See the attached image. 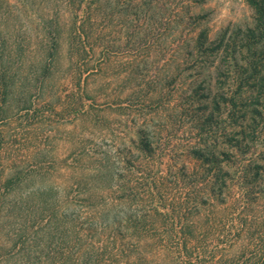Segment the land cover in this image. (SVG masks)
<instances>
[{
  "label": "rangeland",
  "instance_id": "rangeland-1",
  "mask_svg": "<svg viewBox=\"0 0 264 264\" xmlns=\"http://www.w3.org/2000/svg\"><path fill=\"white\" fill-rule=\"evenodd\" d=\"M73 8L76 18L67 0H0V159L21 174L0 196V264H122L120 250L176 264L157 248L163 228L200 222L196 212L214 225L212 264H264V96L254 105L258 96L221 88L220 53L199 48L252 26L245 0ZM238 177L244 189L219 186ZM199 178L218 184L198 207L183 182ZM107 225L117 242L86 231Z\"/></svg>",
  "mask_w": 264,
  "mask_h": 264
},
{
  "label": "trees",
  "instance_id": "trees-1",
  "mask_svg": "<svg viewBox=\"0 0 264 264\" xmlns=\"http://www.w3.org/2000/svg\"><path fill=\"white\" fill-rule=\"evenodd\" d=\"M67 1L69 5L72 6L70 14L74 15L73 17L76 18L78 16H76L75 11L79 10L73 7H78L87 0ZM90 1H92L93 4L99 2V0ZM245 2L252 11V26L245 27L244 29L237 28L230 34L222 33L212 42H207V37L203 36L199 43V48H204V52L210 50L220 53L221 68H218L217 72L218 84L221 88H226L230 82L232 86L234 84L236 93L246 96H258L257 99L252 100L254 105H258L260 103L258 98L264 96V0H245ZM73 26L75 28V39L81 41L83 38L86 40L89 38V35L84 32L85 23L82 25L81 29L77 27L75 23ZM200 35L202 36L203 34L201 33ZM205 45H207L206 48ZM8 92L5 81L0 76V124L4 120L9 105L7 99ZM250 115L252 119L263 118L256 108L250 111ZM3 137L4 134L0 126V156L1 153L6 150V144L2 140ZM139 151L146 157L150 156L151 144L142 141ZM200 161L201 166L209 164L206 159H201ZM8 167V170H5L6 167H4L0 159V196L6 193L10 194L17 190L21 182V174L15 166ZM244 168L245 167H243V169ZM4 171H8V175L2 180V173ZM218 181L219 186L220 183H222L225 188L231 191H233L235 186L239 189H244L245 182L241 177L237 178L236 185L232 184L229 187L226 186L227 182ZM230 183H232V181ZM216 184H218L217 180L209 178L203 180L199 178V180L196 181L183 182V185L186 187L185 191L188 193V196H190L187 200L189 199L199 207L206 201V198L208 199L209 195H214V187ZM50 213V215L53 216V213ZM154 213H158L157 210H154ZM196 214L195 217L198 218L200 222L185 223L178 227L171 225L163 228L162 237L164 241H160L161 244H157V248L166 252L167 256H173L176 264H212L213 260L210 258L213 257V251L208 250L209 245L207 244V240H209V238L212 239L211 236L214 232V225L210 226L207 225V223L204 224L199 218L200 213L196 212ZM114 223L115 222L112 224ZM86 231L88 234L102 231L114 242H117V236L119 234V229H115L112 225L102 227L100 230H98L96 226H92L88 227ZM138 231L139 228L135 226L131 229L132 234L135 236ZM126 252L127 250H120L117 254L119 260H122V264H146L145 258L138 256L142 251H137V254L130 256L125 255ZM260 256H262L261 252ZM256 262H258V260Z\"/></svg>",
  "mask_w": 264,
  "mask_h": 264
}]
</instances>
